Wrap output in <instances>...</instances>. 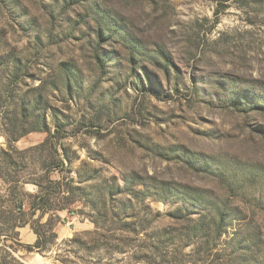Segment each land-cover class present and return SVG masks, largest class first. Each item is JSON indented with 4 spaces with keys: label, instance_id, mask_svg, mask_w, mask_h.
Segmentation results:
<instances>
[{
    "label": "rangeland",
    "instance_id": "obj_1",
    "mask_svg": "<svg viewBox=\"0 0 264 264\" xmlns=\"http://www.w3.org/2000/svg\"><path fill=\"white\" fill-rule=\"evenodd\" d=\"M0 83L9 115L42 87L14 135L40 131L16 145L62 128L64 174L82 189L68 205L81 215L56 213L52 252L14 262L0 237V264H264V0H0ZM134 174L139 200L109 197ZM87 195L122 219L102 221L111 244L137 224L136 254L87 250ZM19 232L35 244L30 226Z\"/></svg>",
    "mask_w": 264,
    "mask_h": 264
},
{
    "label": "trees",
    "instance_id": "obj_2",
    "mask_svg": "<svg viewBox=\"0 0 264 264\" xmlns=\"http://www.w3.org/2000/svg\"><path fill=\"white\" fill-rule=\"evenodd\" d=\"M41 89L42 87H38L31 90L25 98L17 100L18 104H15L16 100L13 97L11 102L12 112L9 115V110L2 112L4 93L0 88V114L5 113L3 121H9L8 125L13 128L12 130L8 126L7 129V147H0V237H5L4 243L7 249L4 252L11 256L14 262H18L14 256L21 249L28 253L47 254L52 252L59 239L55 230L62 221L56 214L57 212L68 211L72 216L82 213L81 210L76 212V210H72L68 206L71 203H76L73 197H75L76 191H82V189L74 186V179L66 176V174H71L73 162L69 159L66 146L60 144L62 128H56L54 131L47 128L48 130H45L48 133L47 139L37 146L20 149L16 145L26 135L40 131H26L22 127L23 132L19 135H14L16 130L14 128L18 127L17 124L27 119L25 114L28 111L25 107L26 103H29L28 109H32L33 116L41 109ZM30 93L39 94V96L31 97ZM36 123L40 122L37 121ZM45 123L46 121L42 124L44 125ZM57 175H60V178H56ZM132 177L134 178L133 183L125 182L126 191H122V187L117 185L116 188H113L115 190H110L109 197L125 192L133 199L139 200L142 191L139 190L136 193L135 187L143 182L135 179L137 177L136 174ZM28 185L35 186L36 192H29L27 190ZM88 201L92 209L88 218L95 225V230L88 234L97 235L98 238L94 239L93 247H89L87 250L97 252L100 249H108L109 252L115 251L118 254L133 255L137 247L135 245L136 237L139 233L137 224L122 223V230L127 234V237L122 245L115 246L105 240L104 233H100L101 229H104L102 221H105L108 217H111L113 221L122 219L113 211L102 213L99 210L98 203L93 202L89 196ZM46 216L47 220L43 222ZM27 226H30L37 236L34 245H25L21 242L19 230ZM70 242L81 243L78 240V235L71 239ZM151 247L150 244H144L142 249L148 251ZM131 260L133 259L131 258ZM60 262L68 264L67 261L63 260Z\"/></svg>",
    "mask_w": 264,
    "mask_h": 264
}]
</instances>
